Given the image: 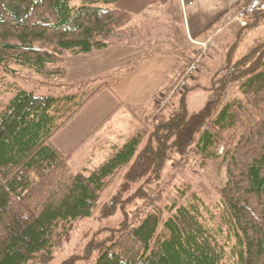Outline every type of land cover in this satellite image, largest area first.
Instances as JSON below:
<instances>
[{"label": "trees", "instance_id": "obj_1", "mask_svg": "<svg viewBox=\"0 0 264 264\" xmlns=\"http://www.w3.org/2000/svg\"><path fill=\"white\" fill-rule=\"evenodd\" d=\"M116 1L0 0V78L2 71L14 70L11 62L51 75L60 69L46 64L61 62L65 52L106 47L107 38L128 31L125 26L132 18ZM259 16L264 11L252 24L238 26L235 41L204 87L209 94L201 108L189 111L186 100L198 84L181 93L175 111L157 113L156 106L149 125L114 145L91 171L73 174L60 196L57 187L70 155H63L51 137L106 83L86 97L19 90L4 103L0 264H75L95 251L99 254L92 264H264V37L236 55L240 32L253 27ZM233 82H239L241 97L223 102ZM236 126V140L223 143L225 130ZM220 145L227 179L217 188L215 228L208 225L194 192L187 204L173 201L163 208L161 193L149 197L174 155L195 150L208 156L211 147ZM123 167V181L98 209L100 219L120 211L119 224L95 231L80 252L51 263L69 239L72 222L93 214L100 194ZM137 199L148 208L134 220L128 205Z\"/></svg>", "mask_w": 264, "mask_h": 264}, {"label": "rangeland", "instance_id": "obj_2", "mask_svg": "<svg viewBox=\"0 0 264 264\" xmlns=\"http://www.w3.org/2000/svg\"><path fill=\"white\" fill-rule=\"evenodd\" d=\"M169 1L171 11L165 15L164 20L172 26V29H169L168 26L162 31L165 34L162 43L159 40L154 41V37L151 38L150 45L147 47L148 50H146L147 56L137 51L136 54L127 55V62L116 64L110 61V64L116 65L106 67L104 71H101V50H93L88 54L67 51L61 62L46 64L48 67L60 69V72L51 75L39 73L29 66L19 65L15 62L9 64L14 70L1 72L0 108L19 90L32 91L36 95L70 93L79 97H86L104 82L114 90L117 96L124 98V104H121L118 110L125 111L119 113L117 110V114L112 117L104 129H110L108 131L113 132L114 135H108L107 132L101 134L100 128L95 138L88 140L69 158L67 167L62 173L61 182L57 187L58 196L66 190L73 174L79 171H91L104 161L106 152L101 149V145H107L112 141L121 144L150 124L154 112L143 116L149 97L153 98L158 94L160 95L163 92L162 88L173 80L176 72L182 66L183 69L194 58L190 31L185 23L181 0H167V3ZM78 2L79 0H71L72 4ZM224 13H221L217 21L213 23V27L208 30L209 35L215 34L210 54L199 63L198 70L188 81V87L199 85L188 91L186 95L189 111L198 110L204 105L209 94V91L204 87L210 85L213 73L223 62L225 51L235 41L238 26L252 24L255 20L254 17L245 25L237 22L226 23ZM240 33L237 56L245 52L246 47L254 40L264 37V19L259 16L253 27L242 30ZM107 40L110 39L107 38ZM144 41L141 38L131 40L135 44H141ZM114 42L115 40H112V43ZM113 45L115 44H111V46ZM195 45L196 51V42ZM110 49L102 53L112 52ZM238 85L239 82H233L227 86L223 95V102L233 97H241ZM180 95L172 97L170 105H167L165 109L170 106L169 109L175 111ZM126 106L130 107L129 110ZM156 112H164V109L156 110ZM239 132L238 126L225 130L223 143L235 141ZM224 150V146L220 145L217 149L214 146L211 147L209 149L211 154L208 156H204L195 150H190L184 155H174L167 161L160 180L152 185L149 197L154 198L156 194L161 193L159 206L163 208L165 205H171L173 201L187 204L190 200L189 194L194 192L201 199L200 210L207 219L208 225L215 228L218 224L219 215L217 188L222 186L227 179L226 162L222 160ZM124 170L125 167L121 168L100 194L93 214L72 222L69 239L55 251L51 263H59L70 254L80 252L86 240L95 231L106 227H116L119 224L122 219L120 211L113 216L100 219L98 218V209L117 191L119 184L123 181ZM147 208L148 206L143 200L137 199L128 205V212L134 220H137L139 214H143ZM164 215H168L166 210ZM103 235L101 233L100 237ZM98 254L99 252L95 251L88 259L77 261L75 264H92Z\"/></svg>", "mask_w": 264, "mask_h": 264}, {"label": "crops", "instance_id": "obj_3", "mask_svg": "<svg viewBox=\"0 0 264 264\" xmlns=\"http://www.w3.org/2000/svg\"><path fill=\"white\" fill-rule=\"evenodd\" d=\"M181 3L184 8L185 23L190 31V41L193 46L192 54H194L195 42L209 35V29L207 30L206 28L227 8L228 0H181ZM115 6L129 11L132 14V18L125 26V28H129L126 33L110 36L108 38L110 40H107V46L100 49L101 71H104L106 67L127 62V55L136 54L137 51L146 55L151 38L154 37V41L159 40L162 43L165 36L162 31L168 26L169 29H172V26L168 25L166 20H164L165 15L171 11L170 1L167 3V0H118L115 2ZM261 18L264 19V16H261ZM132 28L137 30L133 33L131 32ZM135 38H141L145 41L141 44L132 43L131 40ZM112 40H115V42L112 43ZM111 44L115 45L111 46ZM109 48L112 49V52L109 51L111 53H102ZM110 61L116 64H110ZM182 67L176 72L173 80L162 88V91L177 79ZM158 96L149 97L143 116L150 115L156 110ZM123 99L117 96L108 84H103L94 96L63 127L52 135L51 143L63 155H70L71 157L88 140L95 138L99 128L95 129L100 124L101 134L102 132H107L108 135H114L113 132L108 131L110 129H104H106L112 117L117 114L116 111L120 105L124 104ZM126 108L129 110L130 107L126 106ZM169 108L170 106L164 111H169ZM124 111L120 110L119 113ZM107 116H109L108 119H106ZM117 144L119 143L112 141L107 144L108 147H106L107 145H101V149L106 152L104 160L111 153L112 146Z\"/></svg>", "mask_w": 264, "mask_h": 264}, {"label": "built area", "instance_id": "obj_4", "mask_svg": "<svg viewBox=\"0 0 264 264\" xmlns=\"http://www.w3.org/2000/svg\"><path fill=\"white\" fill-rule=\"evenodd\" d=\"M256 11H264V0H228V6L226 12L223 11V16L226 18L224 19L226 23L237 22L245 25L254 19ZM214 35L212 33L196 41L194 58L184 66L177 79L157 97L158 111L165 109L167 105H170L172 97L181 94L188 87V81L198 70L199 63L210 54Z\"/></svg>", "mask_w": 264, "mask_h": 264}, {"label": "water", "instance_id": "obj_5", "mask_svg": "<svg viewBox=\"0 0 264 264\" xmlns=\"http://www.w3.org/2000/svg\"><path fill=\"white\" fill-rule=\"evenodd\" d=\"M258 13H259L258 11L255 12L256 15H257Z\"/></svg>", "mask_w": 264, "mask_h": 264}]
</instances>
